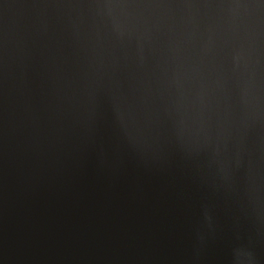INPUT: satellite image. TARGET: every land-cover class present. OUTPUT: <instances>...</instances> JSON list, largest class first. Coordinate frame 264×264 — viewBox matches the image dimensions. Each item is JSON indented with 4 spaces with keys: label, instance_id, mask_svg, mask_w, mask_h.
Here are the masks:
<instances>
[{
    "label": "water",
    "instance_id": "water-1",
    "mask_svg": "<svg viewBox=\"0 0 264 264\" xmlns=\"http://www.w3.org/2000/svg\"><path fill=\"white\" fill-rule=\"evenodd\" d=\"M43 2L0 0V42H24L10 94L0 61L6 264H162L190 178L200 185L192 194L215 199L223 222L246 228L247 215L264 217L259 0H129L132 7L79 35L38 34ZM70 69L80 88L79 151L53 147L50 120L59 77ZM34 141L43 156L31 175L4 162ZM257 251L264 264V239Z\"/></svg>",
    "mask_w": 264,
    "mask_h": 264
},
{
    "label": "clouds",
    "instance_id": "clouds-1",
    "mask_svg": "<svg viewBox=\"0 0 264 264\" xmlns=\"http://www.w3.org/2000/svg\"><path fill=\"white\" fill-rule=\"evenodd\" d=\"M128 7H132L129 0H44L36 9L39 27L35 30L38 34H47L58 28L62 32L70 30L73 35H79L84 26L94 28L104 16L113 17L114 10ZM23 43L19 40H10L8 37L0 42V61L6 72L9 94L10 88L13 91L15 89L12 65L15 64L16 52L21 50ZM59 79L64 83L55 89L54 99L57 103L50 117L54 122L53 147L59 143L63 148L79 151L80 146L77 143L80 136L79 121L74 115V100L80 90L78 73L70 69ZM61 88L64 90L63 97L60 96ZM25 112L26 118L35 125L38 117L34 108L28 105ZM89 134H92L91 130ZM98 146L103 157L105 147L102 140ZM42 156L43 149L34 141L31 146L25 145L19 158L14 154L8 156L6 153L4 162L11 163L14 167L19 166L21 170H27L31 175L42 164ZM99 163L103 166V158ZM199 186L194 178H190L188 188L182 191L180 221L172 245L160 257L162 264H262L257 244L259 240L264 239L262 228L264 217L247 215L246 228L225 223L221 219V210L215 199L192 194V190ZM260 199L258 195L257 201ZM10 252L17 255L15 247ZM0 264H6L4 255H0Z\"/></svg>",
    "mask_w": 264,
    "mask_h": 264
},
{
    "label": "snow or ice",
    "instance_id": "snow-or-ice-1",
    "mask_svg": "<svg viewBox=\"0 0 264 264\" xmlns=\"http://www.w3.org/2000/svg\"><path fill=\"white\" fill-rule=\"evenodd\" d=\"M259 3L264 6V0H259Z\"/></svg>",
    "mask_w": 264,
    "mask_h": 264
}]
</instances>
